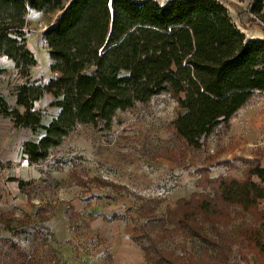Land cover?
Returning a JSON list of instances; mask_svg holds the SVG:
<instances>
[{"label":"rangeland","instance_id":"rangeland-1","mask_svg":"<svg viewBox=\"0 0 264 264\" xmlns=\"http://www.w3.org/2000/svg\"><path fill=\"white\" fill-rule=\"evenodd\" d=\"M218 1L246 38L264 39V26L248 13L252 0ZM56 16L57 11L26 13V45L36 61L29 75L36 84L52 76L44 32ZM25 79L14 62L0 57V97L9 106L15 86ZM50 101L44 95L34 103L44 125L58 113ZM177 113L169 94L154 96L116 113L109 128L76 125L45 161L31 166L22 157V144L40 135L14 128L0 114L3 264H148L141 247L151 240L175 264H264V253L248 249L242 234L248 226L264 234V220L257 222L236 207L222 208L221 221L203 224L212 241L221 235V256L214 246L153 220L154 215L165 218L178 200L198 192L210 195L197 185L201 177L243 181L249 169H264V93L255 92L226 127L215 128L196 149L173 131ZM251 180L261 185L255 176ZM153 199L158 204L149 214L141 205ZM263 209L261 202L258 211ZM12 245L19 254L8 252Z\"/></svg>","mask_w":264,"mask_h":264},{"label":"trees","instance_id":"trees-1","mask_svg":"<svg viewBox=\"0 0 264 264\" xmlns=\"http://www.w3.org/2000/svg\"><path fill=\"white\" fill-rule=\"evenodd\" d=\"M263 1L252 0L248 6L262 26ZM28 10L57 11L44 32L52 74L44 85L30 81L29 69L36 61L26 45ZM0 57L14 62L26 78L15 86L12 106L0 97V114L14 128L40 135L22 144V157L30 166L45 161L76 125L109 128L116 113L165 93L177 102L173 131L189 147L200 148L255 92L264 93V39L246 38L218 0H0ZM44 95L58 110L45 125L34 105ZM201 179L197 185L210 195L198 192L178 200L165 218L154 215L153 220L214 246L221 256V235L212 241L203 224L221 221L222 208L230 207L264 220V209L258 211L264 202V169H249L243 181ZM157 204L146 200L141 207L153 214ZM242 234L248 249L264 253L260 230L248 226ZM141 250L148 264H175L155 240Z\"/></svg>","mask_w":264,"mask_h":264},{"label":"crops","instance_id":"crops-1","mask_svg":"<svg viewBox=\"0 0 264 264\" xmlns=\"http://www.w3.org/2000/svg\"><path fill=\"white\" fill-rule=\"evenodd\" d=\"M262 7H263V13H264V1H263V6H262ZM25 163H26V162H25ZM26 164H27V163H26Z\"/></svg>","mask_w":264,"mask_h":264}]
</instances>
